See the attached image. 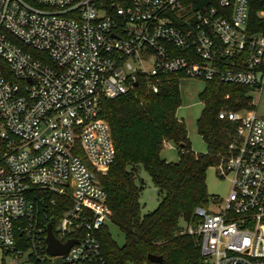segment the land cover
Listing matches in <instances>:
<instances>
[{
    "label": "built area",
    "instance_id": "1",
    "mask_svg": "<svg viewBox=\"0 0 264 264\" xmlns=\"http://www.w3.org/2000/svg\"><path fill=\"white\" fill-rule=\"evenodd\" d=\"M216 1L0 0V264H106L98 231L112 211L98 173L116 148L105 99L139 80L157 93L173 74L262 93L264 32L249 31L250 0ZM219 119L237 125L231 155L216 164L231 190L184 230L211 264H264V117L226 110ZM53 217L61 242L76 239L62 256L47 249Z\"/></svg>",
    "mask_w": 264,
    "mask_h": 264
},
{
    "label": "trees",
    "instance_id": "2",
    "mask_svg": "<svg viewBox=\"0 0 264 264\" xmlns=\"http://www.w3.org/2000/svg\"><path fill=\"white\" fill-rule=\"evenodd\" d=\"M189 1H193L197 9L217 3L216 0ZM262 11L264 0H250L248 27L251 33L264 32ZM182 78V74L161 76L157 93L148 90L139 80L134 90L102 103L100 116L111 127L116 157L109 171L98 173V178L108 193L111 221L125 237L124 244L119 245L108 224L98 231L106 264H211L202 255L198 235L184 229L198 223L196 209L209 206L215 196L208 190V169L231 155L229 145L237 125L219 119V112L227 107L233 111L254 110L255 107L249 96L251 88L218 79L206 81L205 89L199 94L204 110L197 127L208 151L197 153L192 148L186 124L177 118ZM169 141L178 146L180 159L177 162L160 155ZM141 167L149 172L163 194L157 208L148 213L142 212L143 186L137 183ZM70 204L55 207L56 219ZM19 235H23L22 232ZM149 254L162 256L163 260L153 262Z\"/></svg>",
    "mask_w": 264,
    "mask_h": 264
},
{
    "label": "rangeland",
    "instance_id": "3",
    "mask_svg": "<svg viewBox=\"0 0 264 264\" xmlns=\"http://www.w3.org/2000/svg\"><path fill=\"white\" fill-rule=\"evenodd\" d=\"M133 65L140 69V65L136 63H133ZM147 68L150 72L154 71L151 66V61L147 64ZM179 87L181 93V106L177 110V118L186 124L193 150L197 153H205L208 151V145L198 131L197 120L200 118L204 110V103L200 100L199 94L205 89L206 81L198 78L185 77L180 80ZM146 88L150 90L147 86ZM249 96L252 98L256 114L264 117V89L261 94L251 90L249 92ZM226 110L230 109L227 107L223 108L221 111ZM160 155L168 161L177 162L180 159L178 146L173 141H169L167 144H164ZM231 178L232 175L230 174L227 176H221L217 167L215 165L211 166L207 171V185L209 193L211 195L218 196L220 200L224 202L231 190ZM137 183L143 186L140 196L142 212L148 213L153 211L157 208L163 197L160 188L153 183L151 175L143 167H141L138 174ZM222 205V203H219L215 205L214 208L220 209ZM209 206L211 205L209 204ZM107 224L113 239L116 240L119 245H123L125 237L119 226L111 220L107 221ZM181 224L186 226L184 221H182ZM6 263L38 264L34 260H28L27 256L19 257L18 259H14L9 256L6 259Z\"/></svg>",
    "mask_w": 264,
    "mask_h": 264
},
{
    "label": "water",
    "instance_id": "4",
    "mask_svg": "<svg viewBox=\"0 0 264 264\" xmlns=\"http://www.w3.org/2000/svg\"><path fill=\"white\" fill-rule=\"evenodd\" d=\"M137 86V84H136ZM54 217L47 224L48 235L46 237L48 243V252L53 256H62L68 253L72 244L76 241V239H69L67 242H61L55 235L53 230ZM149 260L153 262H161L163 260L162 256L156 254H149ZM53 264H63L62 258H57Z\"/></svg>",
    "mask_w": 264,
    "mask_h": 264
},
{
    "label": "crops",
    "instance_id": "5",
    "mask_svg": "<svg viewBox=\"0 0 264 264\" xmlns=\"http://www.w3.org/2000/svg\"><path fill=\"white\" fill-rule=\"evenodd\" d=\"M168 142H166L165 144H167Z\"/></svg>",
    "mask_w": 264,
    "mask_h": 264
}]
</instances>
